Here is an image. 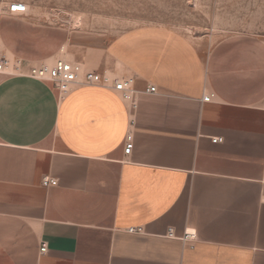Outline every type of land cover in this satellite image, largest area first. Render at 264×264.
I'll return each instance as SVG.
<instances>
[{"label":"crops","instance_id":"0c3cea01","mask_svg":"<svg viewBox=\"0 0 264 264\" xmlns=\"http://www.w3.org/2000/svg\"><path fill=\"white\" fill-rule=\"evenodd\" d=\"M8 9L0 55L42 58L44 26ZM80 52L85 71L135 79L134 149L114 91L0 72V264H264V34L208 48L144 27Z\"/></svg>","mask_w":264,"mask_h":264},{"label":"rangeland","instance_id":"374dc122","mask_svg":"<svg viewBox=\"0 0 264 264\" xmlns=\"http://www.w3.org/2000/svg\"><path fill=\"white\" fill-rule=\"evenodd\" d=\"M15 2L27 4L22 18L44 26L46 34L42 58L7 53L23 68L60 60L83 67L82 47L144 27L166 28L208 48L231 35L264 34V0H0V7ZM69 38L77 47L68 45Z\"/></svg>","mask_w":264,"mask_h":264},{"label":"built area","instance_id":"2783aa9c","mask_svg":"<svg viewBox=\"0 0 264 264\" xmlns=\"http://www.w3.org/2000/svg\"><path fill=\"white\" fill-rule=\"evenodd\" d=\"M11 15H22L28 12L27 4L23 2H15L9 6L8 9ZM0 72L13 74L16 76H24L34 80L51 82L53 86L60 92L61 96L69 95L74 89L80 87H101L109 89L118 94L121 99L127 104L131 111V119L129 123V130L125 138L126 156H130L134 149V134L135 127V112L138 109V95L139 92L135 89L134 78H117L108 75L107 73H100L96 71H85L79 64L67 61H57L53 65L40 63L30 65L26 71L23 68L21 60L12 61L5 56L0 55ZM157 87L154 85L148 86L145 93L153 95L157 94ZM214 94H209L203 98L204 102H212ZM213 142L221 143L223 138H214ZM42 185L46 188L56 187L58 181L50 176H45L42 179ZM130 234H144L143 226H133L127 229ZM167 238L176 239L175 232L172 228L167 231ZM184 245L194 247L198 242V237L194 233H186L179 238ZM47 245L43 244L41 253H46Z\"/></svg>","mask_w":264,"mask_h":264}]
</instances>
